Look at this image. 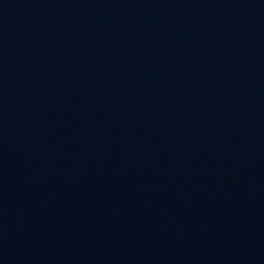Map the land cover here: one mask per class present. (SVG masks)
<instances>
[{"label": "water", "instance_id": "water-1", "mask_svg": "<svg viewBox=\"0 0 264 264\" xmlns=\"http://www.w3.org/2000/svg\"><path fill=\"white\" fill-rule=\"evenodd\" d=\"M0 264H264V0H0Z\"/></svg>", "mask_w": 264, "mask_h": 264}]
</instances>
